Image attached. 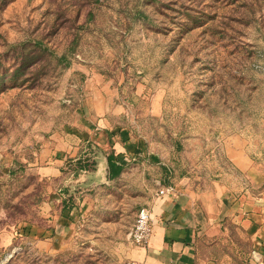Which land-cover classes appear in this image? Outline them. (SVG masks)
Listing matches in <instances>:
<instances>
[{
	"label": "rangeland",
	"instance_id": "374dc122",
	"mask_svg": "<svg viewBox=\"0 0 264 264\" xmlns=\"http://www.w3.org/2000/svg\"><path fill=\"white\" fill-rule=\"evenodd\" d=\"M104 118L143 151L111 182L39 173L69 146L92 159ZM242 144L264 168V0H0V264L123 261L160 188L246 187L226 156ZM56 217L73 231L51 249L37 232ZM195 246L248 261L229 221Z\"/></svg>",
	"mask_w": 264,
	"mask_h": 264
},
{
	"label": "crops",
	"instance_id": "0c3cea01",
	"mask_svg": "<svg viewBox=\"0 0 264 264\" xmlns=\"http://www.w3.org/2000/svg\"><path fill=\"white\" fill-rule=\"evenodd\" d=\"M97 125L91 130L93 134L90 139L94 142L91 144L92 159L85 156L84 149L78 151L77 147L69 146L63 149L65 152L60 156L53 155L39 169V173L53 178H65V174L69 176L74 173L77 179L88 185L111 182L107 155L113 152L116 162L125 166L129 159L134 158L132 155L139 152L140 146H133L125 138L117 142L115 129L106 118L99 119ZM226 156L246 179V187L236 193L219 189L217 192L194 191L180 185L181 182L176 183L173 195L154 198L145 205L151 210V236L143 247L130 240L131 244L123 255L125 260L143 264H214L196 255V240L203 233L215 234L224 221H229L249 239L246 264H264V168L250 158L243 144L228 146ZM53 194L55 198L61 197L60 194ZM48 226V230L39 229L37 233L48 235L47 244L51 249L60 248L70 240L73 231L70 220L56 217Z\"/></svg>",
	"mask_w": 264,
	"mask_h": 264
},
{
	"label": "built area",
	"instance_id": "2783aa9c",
	"mask_svg": "<svg viewBox=\"0 0 264 264\" xmlns=\"http://www.w3.org/2000/svg\"><path fill=\"white\" fill-rule=\"evenodd\" d=\"M172 187H162L156 192V198H161L166 195H173ZM151 210L148 207H141L138 209L133 225L129 232L131 241L137 246H146L151 236ZM112 264H143L135 260H123L114 262Z\"/></svg>",
	"mask_w": 264,
	"mask_h": 264
},
{
	"label": "trees",
	"instance_id": "16d2710c",
	"mask_svg": "<svg viewBox=\"0 0 264 264\" xmlns=\"http://www.w3.org/2000/svg\"><path fill=\"white\" fill-rule=\"evenodd\" d=\"M107 162L110 169V179H113L120 173L122 166L116 162L112 152L107 155ZM79 168H81V165Z\"/></svg>",
	"mask_w": 264,
	"mask_h": 264
}]
</instances>
